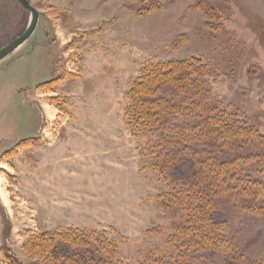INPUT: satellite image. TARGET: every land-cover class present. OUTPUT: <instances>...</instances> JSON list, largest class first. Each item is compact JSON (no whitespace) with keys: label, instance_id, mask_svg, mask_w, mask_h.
<instances>
[{"label":"rangeland","instance_id":"1","mask_svg":"<svg viewBox=\"0 0 264 264\" xmlns=\"http://www.w3.org/2000/svg\"><path fill=\"white\" fill-rule=\"evenodd\" d=\"M29 1L37 25L0 59V264H63L30 239L75 228L95 250L99 235L119 248L82 264H264V197L255 214L217 196L230 251L182 238V213L158 195L190 179L154 168L164 128L134 137L125 118L142 66L192 57L211 68L206 101L264 134V0ZM30 19L18 0H0V49Z\"/></svg>","mask_w":264,"mask_h":264},{"label":"trees","instance_id":"2","mask_svg":"<svg viewBox=\"0 0 264 264\" xmlns=\"http://www.w3.org/2000/svg\"><path fill=\"white\" fill-rule=\"evenodd\" d=\"M210 72L207 63L192 57L145 64L128 91L125 118L134 137L153 138L157 129H170L157 131L160 135L151 149L153 166L160 174L190 179L187 186L173 184L158 195L162 205L174 204L182 213L176 233L182 238L190 234L192 243L206 242L228 252L232 247L224 236L228 220L216 219L217 196L242 211L263 210L253 201L264 197V134L235 113L206 101ZM165 85L178 94L164 96ZM177 113L187 119L174 127L171 118ZM87 233L80 228L40 233L30 245L33 252L63 264L92 263L96 250L99 263L118 254L117 243L101 235L96 238L99 248H91Z\"/></svg>","mask_w":264,"mask_h":264},{"label":"water","instance_id":"3","mask_svg":"<svg viewBox=\"0 0 264 264\" xmlns=\"http://www.w3.org/2000/svg\"><path fill=\"white\" fill-rule=\"evenodd\" d=\"M18 1L22 4L24 8L30 11L31 19L26 29L18 37H16L14 40L4 45L0 49V59L9 52H11L13 49H15L23 41H25L32 34L38 22L39 12L36 9V7L33 6L29 0H18Z\"/></svg>","mask_w":264,"mask_h":264}]
</instances>
